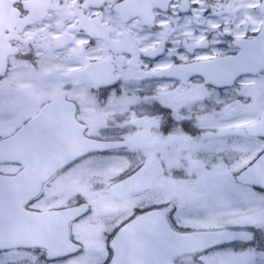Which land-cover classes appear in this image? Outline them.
Wrapping results in <instances>:
<instances>
[{
  "label": "snow or ice",
  "instance_id": "obj_1",
  "mask_svg": "<svg viewBox=\"0 0 264 264\" xmlns=\"http://www.w3.org/2000/svg\"><path fill=\"white\" fill-rule=\"evenodd\" d=\"M0 264H264V0H0Z\"/></svg>",
  "mask_w": 264,
  "mask_h": 264
}]
</instances>
